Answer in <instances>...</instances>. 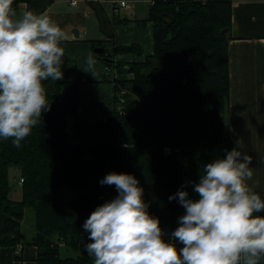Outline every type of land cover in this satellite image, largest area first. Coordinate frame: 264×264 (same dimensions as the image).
Returning <instances> with one entry per match:
<instances>
[{
	"label": "trees",
	"instance_id": "obj_1",
	"mask_svg": "<svg viewBox=\"0 0 264 264\" xmlns=\"http://www.w3.org/2000/svg\"><path fill=\"white\" fill-rule=\"evenodd\" d=\"M21 2L27 11L40 14L51 0H13V9ZM89 4L101 31L111 37L101 5ZM231 17V0H151L144 20L153 22V52L144 60L115 61L114 53L138 49L115 46L108 51L101 40H92L93 47H104L96 54L111 68L106 72L112 74L117 107L104 119L75 117L70 139L67 114H76L78 83L67 77L64 55L63 78L43 81L50 110L42 113L20 148L0 138V246L35 245L36 264H94L85 250L93 241L83 225L98 206L118 195L115 185L100 184L114 172L136 177L149 214L160 221L163 239L181 249L171 234L186 210L178 198L169 197L183 190L198 200L194 187L205 165L233 149L227 115ZM127 71L132 78L116 77ZM122 89L124 95L119 94ZM13 165L23 179L21 199L9 195L7 172ZM61 184L86 188L87 193L65 199ZM27 208L34 221L30 238L23 240ZM61 247L76 256H61Z\"/></svg>",
	"mask_w": 264,
	"mask_h": 264
},
{
	"label": "clouds",
	"instance_id": "obj_2",
	"mask_svg": "<svg viewBox=\"0 0 264 264\" xmlns=\"http://www.w3.org/2000/svg\"><path fill=\"white\" fill-rule=\"evenodd\" d=\"M13 0H0V138L16 148L50 110L43 81L63 78L65 34L45 14L24 11L17 18ZM94 60L88 57L85 72ZM252 157L237 148L204 167L194 191L180 190L186 210L171 234L183 247L165 242L158 218L148 212L143 188L130 174L109 173L101 185L118 195L98 206L85 221V250L94 264H260L264 258V199L248 181Z\"/></svg>",
	"mask_w": 264,
	"mask_h": 264
},
{
	"label": "crops",
	"instance_id": "obj_3",
	"mask_svg": "<svg viewBox=\"0 0 264 264\" xmlns=\"http://www.w3.org/2000/svg\"><path fill=\"white\" fill-rule=\"evenodd\" d=\"M70 1L51 0L40 13L51 17L64 32L65 38L60 46L68 60L67 77L78 83L76 114H67L69 139L75 117L82 120L104 119L113 115L117 107L112 74L106 72L92 40H101L105 46L107 40L109 49L136 46L138 50L114 53V60L122 63L142 61L153 52V22L144 20L151 0H129L128 6L118 11L109 0H93L101 5L108 18V30L113 32L111 37L101 31L90 0H76L75 4ZM231 6L229 134L233 148L252 157L249 166L254 175L248 183L264 199V0H231ZM15 11L19 18L27 11L26 3H19ZM123 17L126 20H117ZM89 55L94 65L85 72ZM116 77L130 79L132 73H117ZM256 215L264 216V212ZM36 256L37 248L32 244L24 243L18 254L12 246H0V264H36ZM260 264H264V258Z\"/></svg>",
	"mask_w": 264,
	"mask_h": 264
},
{
	"label": "rangeland",
	"instance_id": "obj_4",
	"mask_svg": "<svg viewBox=\"0 0 264 264\" xmlns=\"http://www.w3.org/2000/svg\"><path fill=\"white\" fill-rule=\"evenodd\" d=\"M119 16L121 17L122 15L120 14ZM106 41L104 42V44H106L105 47L107 48L108 51H110L111 50L109 49L110 45ZM20 176H21L20 169L17 166L13 165L8 168L7 180H8V185L10 186L9 195L13 199H21L22 197V185L18 182ZM59 191H60V194L65 199H68V200H74L76 199L78 195L87 193L86 188L74 189L66 184H61L59 187ZM33 221H34L33 220V210L31 208H27L25 210L24 220L21 224V237L23 240L24 239L26 240L28 239V237H30V229L32 228L31 225L33 224ZM76 254L77 253L71 250L70 248H66V247L60 248L61 256L68 255V256L74 257L76 256Z\"/></svg>",
	"mask_w": 264,
	"mask_h": 264
},
{
	"label": "built area",
	"instance_id": "obj_5",
	"mask_svg": "<svg viewBox=\"0 0 264 264\" xmlns=\"http://www.w3.org/2000/svg\"><path fill=\"white\" fill-rule=\"evenodd\" d=\"M70 3L75 4L76 0H71ZM109 3L115 8L116 11H118L119 9L126 7L129 3V0H109ZM105 69L109 71L111 68L105 65ZM126 92L127 91L125 89H122L119 92V94L124 95ZM22 180H23L22 178H19L18 182L21 184ZM22 246H23L22 243L20 242L17 243L16 246L14 247L15 253L18 254L21 251Z\"/></svg>",
	"mask_w": 264,
	"mask_h": 264
},
{
	"label": "water",
	"instance_id": "obj_6",
	"mask_svg": "<svg viewBox=\"0 0 264 264\" xmlns=\"http://www.w3.org/2000/svg\"><path fill=\"white\" fill-rule=\"evenodd\" d=\"M94 50H95V52L101 53V52L104 51V47H103V46H95V47H94ZM103 59H104L105 61H111V60H112L111 58H109V57H107V56H104Z\"/></svg>",
	"mask_w": 264,
	"mask_h": 264
}]
</instances>
